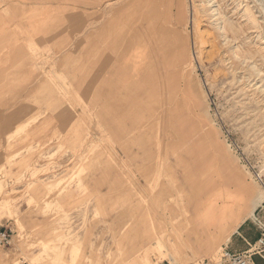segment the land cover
Listing matches in <instances>:
<instances>
[{"label": "rangeland", "instance_id": "1", "mask_svg": "<svg viewBox=\"0 0 264 264\" xmlns=\"http://www.w3.org/2000/svg\"><path fill=\"white\" fill-rule=\"evenodd\" d=\"M216 1L212 19L200 0H0V264L218 262L196 210L220 187L249 190L231 211L251 223L264 0Z\"/></svg>", "mask_w": 264, "mask_h": 264}, {"label": "crops", "instance_id": "2", "mask_svg": "<svg viewBox=\"0 0 264 264\" xmlns=\"http://www.w3.org/2000/svg\"><path fill=\"white\" fill-rule=\"evenodd\" d=\"M174 14V8L171 17ZM7 18H0V74L6 68L5 63L2 61L1 54L2 52L11 54L15 52V46H13L12 38L9 30ZM248 189L243 190L240 188L239 192H246L245 197L238 195V192H231L238 199H231L230 197L226 200L222 199L221 193L216 192L212 199H208L204 204L198 208L196 213V221L199 233L203 237V246L199 250L202 254L208 253V248L204 247H215L218 243L223 240H226V245L222 246L223 248H228L232 252H242L248 248V243H253L259 238L258 231L251 226L243 222L245 217H240L237 213L233 214L231 211L233 207L240 208L241 204H236L238 200L249 197ZM218 195V196H217ZM222 196L221 198L219 196ZM227 196V195H226ZM243 197V198H242ZM5 209L10 208V202H6L2 208L4 212ZM259 205H254L252 208L251 214H253ZM4 216L1 213L0 219H3ZM235 229L233 232H231ZM229 233H232L231 235ZM229 234V235H227ZM228 236H230L229 239Z\"/></svg>", "mask_w": 264, "mask_h": 264}, {"label": "built area", "instance_id": "3", "mask_svg": "<svg viewBox=\"0 0 264 264\" xmlns=\"http://www.w3.org/2000/svg\"><path fill=\"white\" fill-rule=\"evenodd\" d=\"M251 224L258 231L259 238L253 243H248V248L242 252H232L228 248H223L218 262L211 264H255L254 259L257 256L264 260V202L253 213ZM11 234L10 229H0V248L10 247Z\"/></svg>", "mask_w": 264, "mask_h": 264}, {"label": "bare ground", "instance_id": "4", "mask_svg": "<svg viewBox=\"0 0 264 264\" xmlns=\"http://www.w3.org/2000/svg\"><path fill=\"white\" fill-rule=\"evenodd\" d=\"M200 5L197 7V10H203V12H205V13H208L209 15H210V18H212V19H214V18H216L218 15L220 16V14L218 13V11L216 10V8H217V1L216 0H200ZM182 6V5H181ZM173 5L172 4H169V6H168V15L170 16V18H171V15H172V12H173ZM186 8V7H185ZM219 21H221V19L220 18H217V20H216V22H217V27H218V29L220 30V31H223V33H224V29L222 28V23L220 22V23H218ZM199 24L200 23H198L197 25H195V26H197L196 27V29H198L199 30ZM169 26V25H168ZM197 31V30H196ZM198 34V33H197ZM227 37V36H226ZM205 44V43H204ZM207 44V43H206ZM200 50V49H199ZM201 54V53H200ZM202 61V60H201ZM251 84V83H250ZM261 88H263V87H261ZM217 165V164H216ZM214 168V167H213ZM206 175V174H205ZM59 182V181H58ZM240 188L241 187H236L235 189H229V188H218L217 189V191L216 192H218V193H221V195L223 196H219L220 198L222 197V199H224V200H226V198L228 199L229 197L231 198V199H238V197L237 196H235L233 193H231V192H239V190H240ZM227 195V196H226ZM218 196V195H217ZM243 200V199H242ZM242 200H238L237 202H236V204H241L242 203ZM248 201L249 200V197H246V198H244V201ZM261 201H262V197H260L259 198V201L256 203L257 205H259L260 203H261ZM255 204V205H256ZM152 225V224H151ZM154 228V227H153ZM166 234V233H165ZM181 235H182V233H181ZM160 236V235H159ZM162 236H163V233H162ZM175 237H176V234H175ZM176 238H178V237H176ZM163 239V238H162ZM183 239V238H182ZM158 240V239H157ZM181 241V240H180ZM184 241V240H183ZM156 243H158V242H156ZM185 243V242H184ZM175 245V244H174ZM186 245V244H185ZM182 246V245H181ZM183 247V246H182ZM187 247V246H186ZM155 248V247H154ZM186 253V252H185ZM16 264V263H15Z\"/></svg>", "mask_w": 264, "mask_h": 264}]
</instances>
